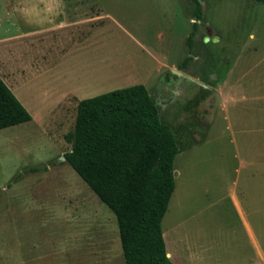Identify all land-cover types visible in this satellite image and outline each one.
Masks as SVG:
<instances>
[{
	"label": "rangeland",
	"instance_id": "obj_1",
	"mask_svg": "<svg viewBox=\"0 0 264 264\" xmlns=\"http://www.w3.org/2000/svg\"><path fill=\"white\" fill-rule=\"evenodd\" d=\"M87 1L88 13L105 15L83 53L88 57L71 50L75 57L38 62L30 56L48 47L50 55L64 54V44L39 47L31 36L33 14L0 8V58L7 47L12 55L29 54L18 61L35 67L12 87L31 120L0 130V264H124L114 214L61 156L71 149L79 101L135 85L147 90L182 148L161 222L167 250L181 264L258 261L257 250L264 254V4ZM18 29L25 38L14 36ZM223 79L236 87L234 101L227 96L226 107L212 111L215 97L207 89Z\"/></svg>",
	"mask_w": 264,
	"mask_h": 264
},
{
	"label": "trees",
	"instance_id": "obj_2",
	"mask_svg": "<svg viewBox=\"0 0 264 264\" xmlns=\"http://www.w3.org/2000/svg\"><path fill=\"white\" fill-rule=\"evenodd\" d=\"M194 17L201 19L197 3ZM30 120L0 78V130ZM177 153L175 136L160 121L159 108L143 85L113 90L77 105L73 142L64 161L114 214L124 264H172L166 256L161 220L174 189Z\"/></svg>",
	"mask_w": 264,
	"mask_h": 264
},
{
	"label": "crops",
	"instance_id": "obj_3",
	"mask_svg": "<svg viewBox=\"0 0 264 264\" xmlns=\"http://www.w3.org/2000/svg\"><path fill=\"white\" fill-rule=\"evenodd\" d=\"M88 6L89 2L87 0H0V8H2V11L6 12V14L9 11L23 14H33L35 19H37V25L35 27L36 30L33 31V34L31 36L36 39V43L39 44V47H41L42 44L46 43L45 41H47V46L52 44L55 45V43L56 45H61V43L64 44V48L60 50V52H63L64 54L50 55L49 52L51 51V48L49 47L43 53L41 51L35 52L30 57H38L35 59V61L37 62L41 60L44 61L45 57H88L86 54L83 55V53L90 52L87 51V49L89 47L88 44H92V35L94 34L92 31L97 28V23L105 18V15L103 13H88ZM7 26L8 23L6 21V24H4L2 29L7 30ZM19 30L20 29L17 30L18 32L14 36H18V38L23 36L22 38H25V34L21 33ZM1 41L5 44L9 41V36H3ZM5 49H3L5 50L3 53L4 55H2L0 58V78L9 88V90L13 92L12 87H14L16 83L22 82L26 80V78H29L35 67L33 69L32 64L30 66H25L22 65V61H18V57H29V54L20 52L17 55H12L10 54V51L7 47ZM71 50L73 52H80V54L74 56L71 53ZM215 78L216 77H212V80H215ZM190 79L195 83H198L192 78ZM201 85L205 89L208 88L205 84ZM233 88L236 87L227 85V81L223 79L221 85L216 84L215 86H213V88L210 87L207 89L209 95L213 94L215 97L213 107L212 105H210L212 111L216 110L218 104H220V107H226V104L228 102L227 96L230 100L229 103H233ZM241 98L244 99L245 97L241 96ZM70 99L74 101L76 100L75 97H71ZM217 100H220L219 103ZM19 101L21 102V100ZM78 103L76 104V108ZM22 104L24 105V103ZM57 107H59V105ZM193 146L194 145L188 147V149L186 148L183 151H190V148H192ZM179 151H182V148L178 149V152ZM163 235L164 234L162 233V238ZM165 252L167 258L171 261L172 264H181V260L178 258V255L168 251L166 246ZM257 256L258 261L255 262L241 263L240 261H238L233 262L232 264H264V254L257 250Z\"/></svg>",
	"mask_w": 264,
	"mask_h": 264
},
{
	"label": "water",
	"instance_id": "obj_4",
	"mask_svg": "<svg viewBox=\"0 0 264 264\" xmlns=\"http://www.w3.org/2000/svg\"><path fill=\"white\" fill-rule=\"evenodd\" d=\"M172 72L177 76V77H184V78H187L188 80H191L189 77H185L182 73L178 72V71H174L172 70ZM192 81V80H191ZM61 160L64 161V157L61 156Z\"/></svg>",
	"mask_w": 264,
	"mask_h": 264
}]
</instances>
